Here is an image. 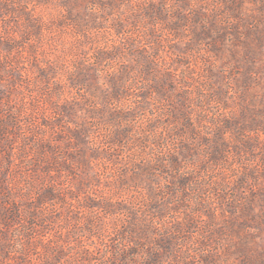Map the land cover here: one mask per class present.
I'll list each match as a JSON object with an SVG mask.
<instances>
[{
  "label": "rangeland",
  "instance_id": "rangeland-1",
  "mask_svg": "<svg viewBox=\"0 0 264 264\" xmlns=\"http://www.w3.org/2000/svg\"><path fill=\"white\" fill-rule=\"evenodd\" d=\"M0 264H264V0H0Z\"/></svg>",
  "mask_w": 264,
  "mask_h": 264
}]
</instances>
